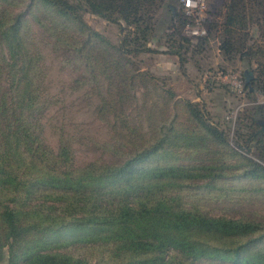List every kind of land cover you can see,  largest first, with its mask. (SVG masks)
I'll return each instance as SVG.
<instances>
[{
	"label": "trees",
	"instance_id": "16d2710c",
	"mask_svg": "<svg viewBox=\"0 0 264 264\" xmlns=\"http://www.w3.org/2000/svg\"><path fill=\"white\" fill-rule=\"evenodd\" d=\"M174 1L0 0V264H264V216L202 209L252 195L264 167L142 60L166 47L182 72L190 63L204 73L219 39L222 62L264 93V0H227L220 24L195 42ZM86 12L117 25L118 40L93 30ZM52 60L74 75L71 91L90 99L104 138L62 127L56 151L45 145ZM241 121L234 146L264 160V107ZM75 144L106 159L78 165ZM51 232L66 238L46 242Z\"/></svg>",
	"mask_w": 264,
	"mask_h": 264
},
{
	"label": "rangeland",
	"instance_id": "374dc122",
	"mask_svg": "<svg viewBox=\"0 0 264 264\" xmlns=\"http://www.w3.org/2000/svg\"><path fill=\"white\" fill-rule=\"evenodd\" d=\"M170 6L174 8L173 14L183 13V10L179 8L178 0ZM83 19L93 30L111 41L118 40L119 29L117 25L87 12L83 14ZM184 28L182 29V35L195 42L198 36L186 34ZM165 49L166 47H158L160 52L142 56V60L149 71L160 78H164L166 85L172 87L179 98H186L191 102L203 104L205 110L212 117V122H218L222 127L228 129L230 145L237 149L241 155L264 167V160L258 156V153L260 154L258 149L244 152L234 146L236 141L241 144L238 136L241 133L239 125L242 122L243 114L257 106L264 107V93L256 91L257 87L253 86L254 90L248 91L252 93L251 97L247 95L238 96L233 88V79L235 74L238 73L239 65L230 66L225 64L220 69L216 65L219 63V58L213 49L210 50L209 56L211 70L204 73L197 71L190 63L183 66L184 71L182 72L178 66L177 57L163 53L162 50ZM73 76L68 69H63L57 60L51 61L48 92L56 103L46 111L43 119L42 137L45 145L54 151L58 147L62 127L76 137L84 135H90L97 139L105 137L106 129L93 115L90 108V99L86 98L80 89L79 91H71ZM85 146L73 145L76 164H84L99 158L106 159L100 157L98 152L88 150ZM251 187L255 191L257 188H264L263 185L259 184L251 185ZM255 191L247 197L235 196L236 193H233L225 196L230 199L213 198L203 200L202 209L209 211L211 214L222 215L227 218L263 217L264 194ZM62 236L66 238L64 234L59 235L57 232H51L46 242H54L57 237Z\"/></svg>",
	"mask_w": 264,
	"mask_h": 264
},
{
	"label": "built area",
	"instance_id": "2783aa9c",
	"mask_svg": "<svg viewBox=\"0 0 264 264\" xmlns=\"http://www.w3.org/2000/svg\"><path fill=\"white\" fill-rule=\"evenodd\" d=\"M223 0H178L183 12L192 18V23L184 28L186 34L203 36L206 34V24L212 17L213 10H216ZM233 88L240 97L246 96L245 82L240 71L235 74ZM252 91V89H249ZM234 116V115H233Z\"/></svg>",
	"mask_w": 264,
	"mask_h": 264
},
{
	"label": "crops",
	"instance_id": "0c3cea01",
	"mask_svg": "<svg viewBox=\"0 0 264 264\" xmlns=\"http://www.w3.org/2000/svg\"><path fill=\"white\" fill-rule=\"evenodd\" d=\"M227 2V0H223L220 4V6L216 9V10H213V13H212V17L209 19L208 23L206 24V33H207V28L208 26L213 23L214 21H216L217 23L220 24V21L222 20V16L225 12V3ZM204 36V35H203ZM200 37V36H198ZM197 37V38H198ZM210 46H211V49H213V51L215 50V54L216 56L219 58V63H217L216 65H218V67L221 69L222 66L225 65V63H223V59L221 57V52H220V49H219V39H215L213 41L210 42ZM241 72V68L239 67V70Z\"/></svg>",
	"mask_w": 264,
	"mask_h": 264
},
{
	"label": "water",
	"instance_id": "95a60500",
	"mask_svg": "<svg viewBox=\"0 0 264 264\" xmlns=\"http://www.w3.org/2000/svg\"><path fill=\"white\" fill-rule=\"evenodd\" d=\"M170 9H171L172 12H174V8L173 7H170ZM250 79H251V73L250 72H246L245 83L247 84ZM260 125L262 127V131H264V122H260Z\"/></svg>",
	"mask_w": 264,
	"mask_h": 264
}]
</instances>
